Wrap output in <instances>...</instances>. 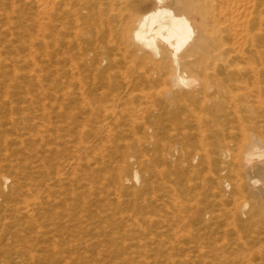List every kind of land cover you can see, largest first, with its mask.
Segmentation results:
<instances>
[{"label": "rangeland", "instance_id": "rangeland-1", "mask_svg": "<svg viewBox=\"0 0 264 264\" xmlns=\"http://www.w3.org/2000/svg\"><path fill=\"white\" fill-rule=\"evenodd\" d=\"M46 6V0H0V176L9 178L0 182V264L247 263L240 242L257 239L259 231L248 217H226L234 208L220 200L230 199L231 190L223 188L220 198L210 180L228 173L216 165L209 173L201 160L193 168L182 163L178 137L169 153L150 132L122 129L101 137L76 104L60 115L69 101L51 95L48 34L41 30ZM65 81L60 77L56 89ZM82 141L99 142L101 151L83 153L76 179L60 188L53 182ZM136 171L141 184L127 182ZM33 178L44 203L36 209ZM253 255L251 264H264V256Z\"/></svg>", "mask_w": 264, "mask_h": 264}, {"label": "bare ground", "instance_id": "bare-ground-1", "mask_svg": "<svg viewBox=\"0 0 264 264\" xmlns=\"http://www.w3.org/2000/svg\"><path fill=\"white\" fill-rule=\"evenodd\" d=\"M46 4L47 22L44 28L39 26L48 34L51 95L61 94L69 101L59 106L60 115L76 104L74 110L85 116L86 126L96 134L110 137L122 129L150 132V138L168 147L169 153L176 152L178 137L184 145L182 163L193 168L201 160L209 173H215L216 165L220 173L229 174L223 180L211 176L217 185L214 194L224 198L220 192L230 189L232 197L220 200L234 208L225 210L226 217H248L249 225L259 231L257 239L240 242L245 264L252 263L254 252L263 257L264 0H46ZM60 77L65 86L56 89ZM95 142L76 143L65 160L67 172L53 183L61 188L69 177L76 179L82 154L101 151ZM35 178L36 209L44 203ZM141 178L136 171L126 181L141 184ZM8 181V176H0V182ZM197 220L194 217L193 223Z\"/></svg>", "mask_w": 264, "mask_h": 264}]
</instances>
